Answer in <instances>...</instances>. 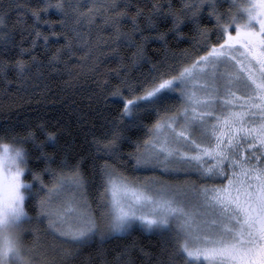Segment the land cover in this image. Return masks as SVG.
Listing matches in <instances>:
<instances>
[{
    "label": "snow or ice",
    "instance_id": "snow-or-ice-1",
    "mask_svg": "<svg viewBox=\"0 0 264 264\" xmlns=\"http://www.w3.org/2000/svg\"><path fill=\"white\" fill-rule=\"evenodd\" d=\"M41 3L42 9L32 11V16L41 21L42 14L55 8L66 31L53 30L49 35L56 43L60 37L65 42L47 60H40L33 52L41 38L45 51L50 42L49 35L37 30L18 58H0V73L5 76L15 69L22 84L38 87L45 70L69 71L58 65L65 53L75 56L73 39L80 38L75 27L68 28L70 16L77 27L83 19L92 24L100 17L114 34V52L120 44H129L136 48L132 67L144 60L143 44L121 31V20L129 15L128 0L123 4L92 0L87 13L70 0ZM11 8V3L7 7L0 3L3 55L9 46L15 47L6 22ZM232 8L239 11L240 5L234 2L220 12L218 0H181L177 10L172 0H151L148 11L137 3L131 21L141 41L155 38L167 44V32L157 30L156 17H171L167 31L181 36L185 35L181 26L190 21L199 39L194 52H182L178 58L166 55L135 83L126 73H117L119 83L108 88L102 101L98 99L107 104L110 98H119L108 130L102 136L94 134L91 141L96 153L108 158L99 166L96 207L82 195L86 181L79 162L68 168L64 159L62 167L53 168L54 155L43 151L45 143L58 145L56 131L41 125L45 140L40 141L30 129L23 138L12 135L15 128L0 129L21 144L33 142L40 149L36 159L46 162L43 169L34 170L22 146L5 144L0 151V264H67L97 236L104 240L129 233L137 225L167 236L166 247L171 250L159 264H264V0H249L243 7L245 15L234 14ZM205 9L214 19L212 29L201 27ZM43 23L55 28L50 21ZM152 117L151 125H145ZM141 126L147 128L148 137L137 145L136 165L183 179L148 176L137 181L109 162L119 159L124 133ZM46 174L51 176L47 183ZM29 205H34V216ZM44 222L47 234L59 241L54 247L42 242L39 225ZM97 259L101 264H133L127 249L112 262L99 249Z\"/></svg>",
    "mask_w": 264,
    "mask_h": 264
},
{
    "label": "trees",
    "instance_id": "trees-1",
    "mask_svg": "<svg viewBox=\"0 0 264 264\" xmlns=\"http://www.w3.org/2000/svg\"><path fill=\"white\" fill-rule=\"evenodd\" d=\"M70 2L73 6L81 5L80 11L85 13L93 6L92 0H70ZM99 2L102 0H98ZM117 2L123 4V0H117ZM160 2L165 3L166 0H160ZM234 2L238 4L236 0H218L219 11L226 12ZM0 3L5 7L9 3L12 4L6 22L7 30L13 33L15 44V47L9 46L6 55L0 52V58L6 60L18 58L20 49L30 46L31 39L37 30L44 35H49L53 30L66 31L60 26L61 15L55 8L49 9L47 15L42 14L41 21L34 19L31 13L42 9L41 0H0ZM128 3L131 5L127 9L129 15L121 20V31L132 35L137 42L143 44L145 58L136 67H132L136 48L129 44H120L118 51L114 52L113 49L117 47L111 43L114 34L100 17H96L92 24L83 19L77 27L70 16L67 21L68 28L75 27L80 38L73 39L75 56L65 53L62 57L63 62L58 67L61 69L67 67L71 74L69 71L45 70V77L36 87L31 83L22 84L17 79L15 69L8 70L7 76L0 73V129L15 128V133L12 135H18L21 138L27 135L26 129H30L37 133L40 141L45 140L39 130L41 125L49 131H56L58 145L45 143L43 151L54 155V163L51 165L53 168L62 167L61 160L64 159L67 160L68 168L79 162L80 171L86 181L85 197L95 207L101 191L99 166L108 158L103 154H97L91 141L94 134L102 136L108 130L110 122L117 115L119 98H110L107 104L98 102V99L102 101V97L107 95L108 88L119 83L117 73L121 75L126 73L130 82L135 83L150 72L152 63L160 61L166 55L175 54L178 58L182 52H194L193 45L199 39L194 30L195 25L190 21H186L181 26V32L185 34L181 36L167 31L171 27V17L167 19L156 17L157 30L167 32V44L155 38H150L146 42L141 41L139 34L134 32L131 17L136 16L137 3L142 9L146 8L150 11L151 0H128ZM172 3L177 10L180 9L181 0H172ZM232 11L236 15L239 13L236 8H232ZM106 14L114 15L115 13ZM140 19L142 21L143 18ZM45 20L54 23L55 28L43 23ZM200 21L202 28L212 29L214 26V19L209 15L208 9L201 13ZM55 40V37L49 35L50 47L45 51L41 38L33 55L38 56L40 60H47L65 42L63 37H60L58 43ZM105 42H108L109 46H105ZM23 59L28 60V55H25ZM154 119L155 117L145 120V125L150 126ZM147 137L146 127L128 129L119 142V159L109 162L125 176L137 181H142L148 176H156L155 174L160 177L162 174L157 172L159 170L153 172L143 169L135 162L137 145L139 143L142 146ZM5 144L22 146L29 155V163L34 170L43 169L46 166L43 159H36L40 155V149L36 148L33 142L27 141L21 144L19 140H14L0 131V151H3ZM27 178L32 179L31 176ZM44 179L47 183L51 180V176L46 174ZM161 179L176 182L183 178L163 174ZM191 179L196 180L197 177L192 176ZM33 206L29 205L28 211L34 216ZM39 227L43 243L50 247L59 243V241H53L52 236L47 234L46 222ZM166 241V235L145 231L137 225L129 233L113 234L104 240L97 236L88 245L81 247L78 254L70 257L67 264H101L97 259L99 249L104 251L109 262H112L118 253L127 249L133 264H159L161 260L166 259L167 251L171 250L170 245L166 247ZM31 242L29 237L27 243L31 244ZM57 258L59 259V256Z\"/></svg>",
    "mask_w": 264,
    "mask_h": 264
},
{
    "label": "rangeland",
    "instance_id": "rangeland-1",
    "mask_svg": "<svg viewBox=\"0 0 264 264\" xmlns=\"http://www.w3.org/2000/svg\"><path fill=\"white\" fill-rule=\"evenodd\" d=\"M237 2H238V4L240 5V8H239V13H238V15H245V13L243 12V7L244 6H246L248 3H249V0H236ZM253 2H254V0H253ZM140 167H142L143 169H146V168H144L143 166H140ZM157 172H160V171H157ZM162 175H163V173L162 172H160ZM157 177H159V175L158 174H155ZM161 175V176H162ZM164 175H166V174H164ZM161 176H160V178H161ZM165 181H168V180H165ZM82 195H83V197L86 199V197H85V189L83 188V190H82ZM87 200V199H86ZM90 203V202H89ZM91 204V203H90ZM93 207H95L93 204H91Z\"/></svg>",
    "mask_w": 264,
    "mask_h": 264
}]
</instances>
